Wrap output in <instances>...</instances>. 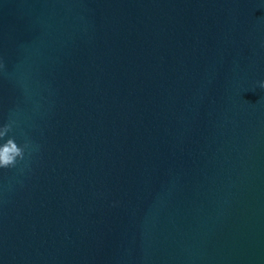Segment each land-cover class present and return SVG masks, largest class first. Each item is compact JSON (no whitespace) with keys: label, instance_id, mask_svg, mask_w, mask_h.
<instances>
[{"label":"water","instance_id":"water-1","mask_svg":"<svg viewBox=\"0 0 264 264\" xmlns=\"http://www.w3.org/2000/svg\"><path fill=\"white\" fill-rule=\"evenodd\" d=\"M264 0H0V264H264Z\"/></svg>","mask_w":264,"mask_h":264},{"label":"clouds","instance_id":"clouds-1","mask_svg":"<svg viewBox=\"0 0 264 264\" xmlns=\"http://www.w3.org/2000/svg\"><path fill=\"white\" fill-rule=\"evenodd\" d=\"M259 88L264 90V81L259 82ZM10 129V124H0V140H4ZM28 148V143L18 146L15 140L12 138H8L5 142L0 143V169H9L15 167L19 160H23L25 149Z\"/></svg>","mask_w":264,"mask_h":264}]
</instances>
